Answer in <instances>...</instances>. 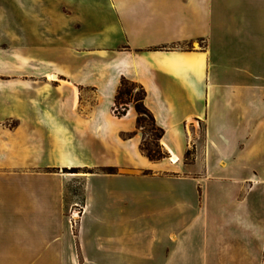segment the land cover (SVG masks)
Instances as JSON below:
<instances>
[{
	"label": "crops",
	"instance_id": "obj_1",
	"mask_svg": "<svg viewBox=\"0 0 264 264\" xmlns=\"http://www.w3.org/2000/svg\"><path fill=\"white\" fill-rule=\"evenodd\" d=\"M122 78L167 158L113 114ZM97 174L145 185L137 216L103 217ZM0 264H264V0H0Z\"/></svg>",
	"mask_w": 264,
	"mask_h": 264
},
{
	"label": "rangeland",
	"instance_id": "obj_2",
	"mask_svg": "<svg viewBox=\"0 0 264 264\" xmlns=\"http://www.w3.org/2000/svg\"><path fill=\"white\" fill-rule=\"evenodd\" d=\"M137 92L138 91L134 90L133 96H136L138 94ZM125 101H126V99H125ZM114 105H115V102H114ZM126 105H129L130 108L134 107V103L132 102V100H131V102H127ZM115 106H120V104L115 105ZM142 126L143 127H141V128L138 127L139 132H141V134L143 136L142 142L145 143L146 147L156 150L157 149V147H156L157 143L155 141V135L153 132L151 120L148 117L143 116ZM50 148H51L50 145L46 146V153L47 154H49ZM89 152H90V150H89ZM89 152H87V153H89ZM47 154H46V156H47ZM87 156L88 157H84V158L81 157V158L84 159L85 161H93V162L96 161L94 158H92L93 156H91L90 154H87ZM188 158H189V160H191L192 156H189ZM169 159H171V158H169ZM76 168H78V167H76ZM104 169H106V168H104ZM104 169H97V171H103V172L107 173L108 171L104 170ZM83 171H86V170H83ZM83 171L79 170V169H77L75 171L73 169H71V170L64 169V173L68 174V175L71 173L75 174V173H80ZM92 171L93 170L86 171V173H89ZM115 171H116V169L113 168V170L109 171V172L115 173ZM70 182H71L70 190L72 191L73 194H75L77 204H73L67 209L66 217H67L68 226L72 232V235L76 236L79 224H78V226H76L72 230L70 228L69 220H70L72 212L75 209L77 211L79 210V208H74V206H78V207L83 206L84 176L80 173V174H78V176L74 180H72ZM86 186H87L86 191L92 195V199L95 200V202H99L103 206H105V208H106L105 213H103V211H101V214L103 215V217L105 215H111L112 216L113 213H116V215H119V216H131V215L137 216V201H138L137 200V190L134 188H137V186L145 187V185H143V183H137V179H118V178H116L114 176H110V175L97 174L87 181ZM110 203L114 204L113 209L108 208V205ZM133 204L135 205V207H133L134 206ZM122 209H125V210L123 211ZM118 211H119V214H118ZM121 212L122 213L124 212V214L121 215ZM75 217L77 218L78 215L75 214ZM116 218H118V217H116ZM78 223H79V220H78ZM118 227L119 226L114 227L115 228L114 234H120L123 232V227H120V228H118ZM131 227H132L131 233L137 234V225H132ZM133 228H135V229H133ZM128 232L129 231H126V233H128Z\"/></svg>",
	"mask_w": 264,
	"mask_h": 264
},
{
	"label": "trees",
	"instance_id": "obj_3",
	"mask_svg": "<svg viewBox=\"0 0 264 264\" xmlns=\"http://www.w3.org/2000/svg\"><path fill=\"white\" fill-rule=\"evenodd\" d=\"M134 90L138 91L136 96H133ZM145 91L144 89L138 85L137 83L131 82L127 80L126 78H122L120 82V86L117 90L116 96H115V105H126L127 102L134 103V109L137 113V126L139 128L143 127V116L148 117L152 122L153 132L155 135V141H156V147L157 149H150L146 147L145 143H141V151L143 154L150 160V161H160L167 157V153L164 151L163 147L161 146V139L164 136V130L158 127L155 123V119L153 115L150 113V111L147 109V107L144 104L145 99ZM126 99V101H125ZM73 170H77L76 168H73ZM104 170H107L109 174H112L113 168H106Z\"/></svg>",
	"mask_w": 264,
	"mask_h": 264
},
{
	"label": "built area",
	"instance_id": "obj_4",
	"mask_svg": "<svg viewBox=\"0 0 264 264\" xmlns=\"http://www.w3.org/2000/svg\"><path fill=\"white\" fill-rule=\"evenodd\" d=\"M129 105H120V106H113V114L116 117H123L125 116L128 112H129ZM74 208H79V210L77 211L76 209L72 212L70 220H69V224H70V228L73 230L76 226H78V220L80 221V218L82 217V215L85 212V207L84 206H74ZM75 214L78 215V217H75Z\"/></svg>",
	"mask_w": 264,
	"mask_h": 264
},
{
	"label": "bare ground",
	"instance_id": "obj_5",
	"mask_svg": "<svg viewBox=\"0 0 264 264\" xmlns=\"http://www.w3.org/2000/svg\"><path fill=\"white\" fill-rule=\"evenodd\" d=\"M176 161H177V160H176V158H173L172 162H174V163H175Z\"/></svg>",
	"mask_w": 264,
	"mask_h": 264
}]
</instances>
